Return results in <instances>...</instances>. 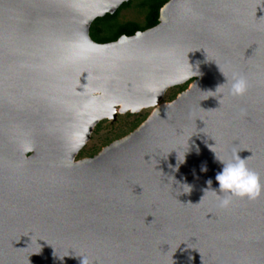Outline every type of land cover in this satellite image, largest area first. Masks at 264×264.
<instances>
[{
	"label": "water",
	"instance_id": "95a60500",
	"mask_svg": "<svg viewBox=\"0 0 264 264\" xmlns=\"http://www.w3.org/2000/svg\"><path fill=\"white\" fill-rule=\"evenodd\" d=\"M130 1L0 0V264H264V197H205L216 154L251 157L264 178V0H171L157 27L93 41ZM236 76L246 95L215 93ZM194 78L76 162L117 108L156 107Z\"/></svg>",
	"mask_w": 264,
	"mask_h": 264
},
{
	"label": "rangeland",
	"instance_id": "374dc122",
	"mask_svg": "<svg viewBox=\"0 0 264 264\" xmlns=\"http://www.w3.org/2000/svg\"><path fill=\"white\" fill-rule=\"evenodd\" d=\"M154 1L156 0H131V5L123 8L114 21L95 24L96 34L99 37L113 36L122 26L130 23L145 27L150 7ZM195 81L196 78L185 84L168 88L156 107L144 108L137 113L133 111L121 113V110L117 108L116 117L105 118L92 128L90 138L79 152L75 159L76 162L94 158L115 142L127 138L136 132L153 116L158 107L176 102L178 97L188 91ZM95 97L103 99L106 95L96 93Z\"/></svg>",
	"mask_w": 264,
	"mask_h": 264
},
{
	"label": "clouds",
	"instance_id": "9594fccd",
	"mask_svg": "<svg viewBox=\"0 0 264 264\" xmlns=\"http://www.w3.org/2000/svg\"><path fill=\"white\" fill-rule=\"evenodd\" d=\"M191 69L194 73H198V70H194L192 66ZM225 87L228 88V94L231 97H243L249 90V81L244 76H236L231 81L227 80V83L220 86L215 93L220 92V90ZM189 140L187 150H182L183 158L181 157V154L177 152L178 163L176 170H178L180 164L185 162L186 154L190 151ZM196 151L199 152L198 147L196 148ZM216 157L223 166L222 171L218 172L216 175L219 189L213 190L211 188L212 181H208L209 189L206 190L205 197L209 192H212L219 202V207L224 209H227L232 205L234 198L256 201L261 197H264V178L250 167L249 162L251 157L241 158L238 153L234 154L229 160L223 159L217 154ZM202 171L206 172L207 167H202ZM182 191L183 193H190L192 188L189 185L184 184L182 185ZM83 264H86L85 260L83 261Z\"/></svg>",
	"mask_w": 264,
	"mask_h": 264
},
{
	"label": "trees",
	"instance_id": "16d2710c",
	"mask_svg": "<svg viewBox=\"0 0 264 264\" xmlns=\"http://www.w3.org/2000/svg\"><path fill=\"white\" fill-rule=\"evenodd\" d=\"M169 1L170 0H156L152 3L145 27H141L140 25L136 23H130L128 25L122 26L113 36L99 37L96 34L95 24L100 23V22L114 21L118 17L120 11L123 8L129 7L131 5L130 2L126 3L115 15L109 14L106 17L100 18L97 21H95L91 29V38L96 43L108 44V43L118 41L123 36L132 37V36H135L138 32H144L149 29L155 28L160 24L161 10L164 8L166 4L169 3Z\"/></svg>",
	"mask_w": 264,
	"mask_h": 264
},
{
	"label": "bare ground",
	"instance_id": "6f19581e",
	"mask_svg": "<svg viewBox=\"0 0 264 264\" xmlns=\"http://www.w3.org/2000/svg\"><path fill=\"white\" fill-rule=\"evenodd\" d=\"M157 112V110L155 111V113Z\"/></svg>",
	"mask_w": 264,
	"mask_h": 264
}]
</instances>
